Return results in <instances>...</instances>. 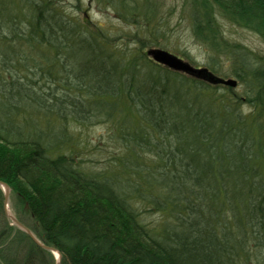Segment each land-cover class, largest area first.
<instances>
[{
  "label": "trees",
  "instance_id": "trees-1",
  "mask_svg": "<svg viewBox=\"0 0 264 264\" xmlns=\"http://www.w3.org/2000/svg\"><path fill=\"white\" fill-rule=\"evenodd\" d=\"M97 3L129 29L112 32L58 0H0V181L30 229L59 264H264V54L221 26L264 42V0H183L211 53L195 76L146 54L157 42L139 33L151 5ZM221 55L237 89L216 81ZM22 102L38 117L21 130ZM69 118L107 126L119 150L109 166L84 164ZM2 201L0 189L1 212ZM0 264L53 257L3 218Z\"/></svg>",
  "mask_w": 264,
  "mask_h": 264
},
{
  "label": "rangeland",
  "instance_id": "rangeland-1",
  "mask_svg": "<svg viewBox=\"0 0 264 264\" xmlns=\"http://www.w3.org/2000/svg\"><path fill=\"white\" fill-rule=\"evenodd\" d=\"M135 2L138 4L144 3L145 7L151 5L155 12L152 19L146 22L144 28L139 32L140 34L145 35L146 38L149 37V39H151L149 35L150 32L156 33V45H159L147 44V50L162 48L183 60L188 61L197 69H203L207 66L208 57L211 53L203 44L194 38L191 31L190 17L186 8L183 7V0H135ZM58 3L64 4L68 13L77 15H83V13H85L90 20L108 27L112 32H117L120 27H123L124 31L129 29V26L124 25L122 21L117 18V15L112 8L106 7L103 3H97V0H58ZM76 5L80 8H77ZM221 26L224 36L229 40L239 42L257 53L264 54V42L252 31L238 27L227 20H222ZM219 61L221 67L218 76L221 78H235L229 74L230 67L228 66L226 57L224 55L219 56ZM50 87L53 89V86ZM38 90H40L39 87ZM220 90L222 91L223 89ZM40 91L43 92V88ZM57 95H60L59 92ZM22 106L25 107V113L18 114L15 117L17 121L16 127L21 130L26 128L23 122L24 119L29 118L35 120L38 117L34 114L35 110L33 107H30L23 102ZM6 108V101L0 98V122L5 121L4 110ZM248 109L249 107L246 105L242 107L243 112H247ZM67 124L69 131L77 139L78 143L76 146L79 149L77 155L84 159V164L94 167V169L109 166V158L117 155L116 153H118L119 150L116 147V144L108 139L107 126L92 119L83 122L74 121L69 118ZM38 127L44 128L45 122L39 120ZM11 128H13V126L9 125L8 129ZM0 189L4 198V187L0 185ZM8 214L15 217L32 232L30 229L32 226L31 221L25 215V208L21 207L16 195L11 189L8 193L6 211L3 207L2 201L0 220L5 218L10 225H15L8 217ZM157 218V214L153 213L148 215L149 221H155ZM32 234L37 238L33 232ZM51 255L53 257V264H59L57 254L51 252Z\"/></svg>",
  "mask_w": 264,
  "mask_h": 264
},
{
  "label": "water",
  "instance_id": "water-1",
  "mask_svg": "<svg viewBox=\"0 0 264 264\" xmlns=\"http://www.w3.org/2000/svg\"><path fill=\"white\" fill-rule=\"evenodd\" d=\"M147 55L151 57V59L158 63L166 66L167 68L177 71V72H183L187 73L189 75H199L202 69H197L193 67L188 61L183 60L182 58L168 52L167 50H164L162 48H154L147 50ZM218 83L234 88L237 85V80L234 78H219L216 80ZM0 185L4 187V198H3V207L6 211L7 207V199H8V193L10 188L7 184L0 181ZM8 217L12 220V222L18 226L20 229H22L37 245L42 247L43 249L49 250L51 252H57L58 256L60 258V253L53 247L47 246L43 243H41L37 238L34 237L32 232L24 226L22 223H20L15 217L8 214ZM58 264V263H56Z\"/></svg>",
  "mask_w": 264,
  "mask_h": 264
},
{
  "label": "bare ground",
  "instance_id": "bare-ground-1",
  "mask_svg": "<svg viewBox=\"0 0 264 264\" xmlns=\"http://www.w3.org/2000/svg\"><path fill=\"white\" fill-rule=\"evenodd\" d=\"M147 52V51H146ZM147 54V53H146ZM149 56V55H148ZM49 251V250H48ZM51 252V251H50ZM53 253H55V254H57V256H58V253L57 252H53ZM58 259H59V262H60V258H59V256H58Z\"/></svg>",
  "mask_w": 264,
  "mask_h": 264
}]
</instances>
